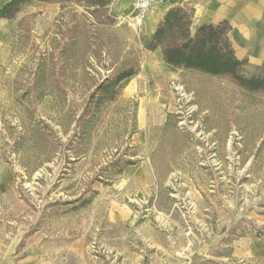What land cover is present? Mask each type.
Listing matches in <instances>:
<instances>
[{"label":"rangeland","instance_id":"obj_1","mask_svg":"<svg viewBox=\"0 0 264 264\" xmlns=\"http://www.w3.org/2000/svg\"><path fill=\"white\" fill-rule=\"evenodd\" d=\"M99 1L0 17V264H264V91L167 64L132 0Z\"/></svg>","mask_w":264,"mask_h":264},{"label":"trees","instance_id":"obj_2","mask_svg":"<svg viewBox=\"0 0 264 264\" xmlns=\"http://www.w3.org/2000/svg\"><path fill=\"white\" fill-rule=\"evenodd\" d=\"M29 0H8L0 7V17L13 18ZM49 3H64L71 0H37ZM85 2L89 6H102L99 0H72ZM194 7L174 5L170 7L155 32L144 37L146 49H160L162 59L176 68L192 69L211 75H225L240 87L250 91H264V63L261 72L246 76L242 68L246 59H240L230 41L231 25L227 20L220 23H203L192 33ZM137 73V68L123 69L108 78L99 87L107 93L110 87ZM108 81V82H107Z\"/></svg>","mask_w":264,"mask_h":264},{"label":"crops","instance_id":"obj_3","mask_svg":"<svg viewBox=\"0 0 264 264\" xmlns=\"http://www.w3.org/2000/svg\"><path fill=\"white\" fill-rule=\"evenodd\" d=\"M174 5L194 7L192 33L203 23L217 24L227 20L231 25L230 41L240 59L246 57L239 53H252L251 46L256 39L260 41V54L264 55V0H162L146 17V35L155 32L166 11ZM242 45L247 49H241ZM158 51L161 53L160 49Z\"/></svg>","mask_w":264,"mask_h":264},{"label":"built area","instance_id":"obj_4","mask_svg":"<svg viewBox=\"0 0 264 264\" xmlns=\"http://www.w3.org/2000/svg\"><path fill=\"white\" fill-rule=\"evenodd\" d=\"M162 0H132L131 3V16L128 17V22L131 26H141L149 12L154 6Z\"/></svg>","mask_w":264,"mask_h":264}]
</instances>
